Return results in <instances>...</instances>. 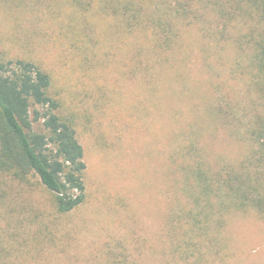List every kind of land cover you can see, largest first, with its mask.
I'll return each mask as SVG.
<instances>
[{
	"label": "rangeland",
	"instance_id": "1",
	"mask_svg": "<svg viewBox=\"0 0 264 264\" xmlns=\"http://www.w3.org/2000/svg\"><path fill=\"white\" fill-rule=\"evenodd\" d=\"M187 1L0 0V57L50 74L87 165L86 198L65 213L37 177L5 180L0 264H264L254 210L216 206L208 227L191 231L183 211L206 215L182 168L237 167L256 147L248 129L264 108V72L253 38L264 22L228 2L225 14L195 19ZM143 10L172 21L168 48L143 26Z\"/></svg>",
	"mask_w": 264,
	"mask_h": 264
},
{
	"label": "trees",
	"instance_id": "2",
	"mask_svg": "<svg viewBox=\"0 0 264 264\" xmlns=\"http://www.w3.org/2000/svg\"><path fill=\"white\" fill-rule=\"evenodd\" d=\"M187 2L190 8L187 11L184 7L180 15L187 11V15L196 19L199 10L209 8L222 15L225 14L223 6L228 2L238 9L248 5L264 22V0ZM166 17L164 12L154 18L144 10L141 16L143 26H149L159 49L168 48L172 34L176 33L172 21ZM253 40L256 64L260 72H264V34L259 33ZM51 86L50 74L35 63L23 59L5 61L0 57V194L6 192L4 182L7 178L22 181L37 177L54 193L56 209L65 213L81 205L86 198L84 173L87 165L74 121L59 114L61 103L50 93ZM233 108L228 103L221 110L229 123L230 116L234 118L235 115ZM220 109L217 106V111ZM251 118L253 123L248 134L256 147L237 167L215 169L200 159L182 167L188 175V182H185L188 192L195 196L194 204L200 206V215H206L202 220L190 209L183 211L190 216L191 231L208 227V212L215 211L216 206L218 210H254L264 216V108L253 110ZM189 244L184 252L190 250L192 244Z\"/></svg>",
	"mask_w": 264,
	"mask_h": 264
}]
</instances>
